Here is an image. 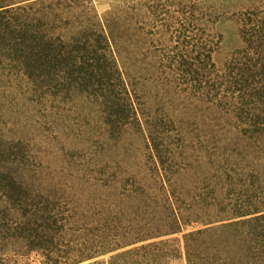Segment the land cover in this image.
<instances>
[{
	"label": "trees",
	"instance_id": "16d2710c",
	"mask_svg": "<svg viewBox=\"0 0 264 264\" xmlns=\"http://www.w3.org/2000/svg\"><path fill=\"white\" fill-rule=\"evenodd\" d=\"M0 264H264V0H0Z\"/></svg>",
	"mask_w": 264,
	"mask_h": 264
},
{
	"label": "rangeland",
	"instance_id": "374dc122",
	"mask_svg": "<svg viewBox=\"0 0 264 264\" xmlns=\"http://www.w3.org/2000/svg\"><path fill=\"white\" fill-rule=\"evenodd\" d=\"M221 31L223 36L222 44L219 50L215 53V58L218 64L224 60L223 58L227 55L228 51L237 43V35L232 23L223 24Z\"/></svg>",
	"mask_w": 264,
	"mask_h": 264
}]
</instances>
